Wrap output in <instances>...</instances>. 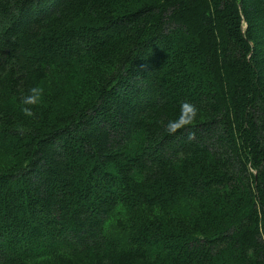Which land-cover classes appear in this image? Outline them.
<instances>
[{"label":"trees","instance_id":"16d2710c","mask_svg":"<svg viewBox=\"0 0 264 264\" xmlns=\"http://www.w3.org/2000/svg\"><path fill=\"white\" fill-rule=\"evenodd\" d=\"M0 264H264V0H0Z\"/></svg>","mask_w":264,"mask_h":264}]
</instances>
